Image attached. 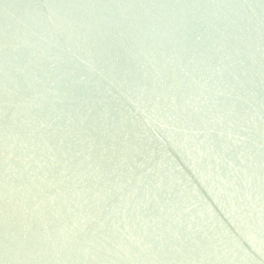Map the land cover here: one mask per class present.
Returning <instances> with one entry per match:
<instances>
[{
	"label": "water",
	"instance_id": "water-1",
	"mask_svg": "<svg viewBox=\"0 0 264 264\" xmlns=\"http://www.w3.org/2000/svg\"><path fill=\"white\" fill-rule=\"evenodd\" d=\"M0 264H264V0H0Z\"/></svg>",
	"mask_w": 264,
	"mask_h": 264
}]
</instances>
